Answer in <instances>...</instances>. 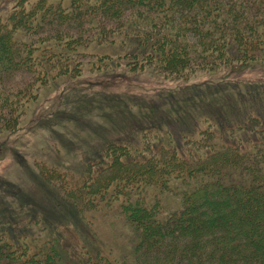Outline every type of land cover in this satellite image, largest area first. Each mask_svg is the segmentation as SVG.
Segmentation results:
<instances>
[{
	"label": "trees",
	"instance_id": "16d2710c",
	"mask_svg": "<svg viewBox=\"0 0 264 264\" xmlns=\"http://www.w3.org/2000/svg\"><path fill=\"white\" fill-rule=\"evenodd\" d=\"M262 62L264 0H13L0 14V136L18 130L40 89L85 69L187 84ZM189 94L164 95L174 120H145L135 141L106 143L75 177L36 163L79 221L119 225L105 246L84 239L75 260L56 236L22 220L16 231L1 214L0 264H264V106L229 119L235 106L214 108L191 129L178 123Z\"/></svg>",
	"mask_w": 264,
	"mask_h": 264
},
{
	"label": "rangeland",
	"instance_id": "374dc122",
	"mask_svg": "<svg viewBox=\"0 0 264 264\" xmlns=\"http://www.w3.org/2000/svg\"><path fill=\"white\" fill-rule=\"evenodd\" d=\"M12 1L0 0V14L8 10ZM104 72L107 71L85 69L81 77L60 78L52 86L40 89L36 99L29 103L18 130L0 136V216L14 219L11 225H15L16 231L22 220L33 235L56 236L64 249H71L75 260L82 255L77 252L81 241L87 239L105 246L102 238L112 228L117 234L119 225L109 227L103 216L96 222L79 221L74 212L65 208L54 188L40 177L36 163L54 166L71 177L79 175L86 161L106 143L118 138L135 141L145 120H174L179 107H171L170 112L162 108L164 95L172 91L199 95L189 94V102L181 104L182 110L188 112L181 111L183 116L178 123L186 120L191 129L199 117L222 111L214 108L235 106L225 110L229 119L238 116L234 114L236 107L245 111V105L256 109L264 106L263 62L249 63L245 68L222 66L209 77L194 78L187 84L168 83L141 72L137 77L124 75L106 80L98 76L103 77ZM27 79L25 74H17L13 85L22 86ZM175 109L179 110L174 112ZM107 174L109 171L104 175ZM113 212L118 222L119 212ZM110 219L113 220L112 216ZM35 220L37 224H32ZM110 237L112 240L113 235Z\"/></svg>",
	"mask_w": 264,
	"mask_h": 264
}]
</instances>
